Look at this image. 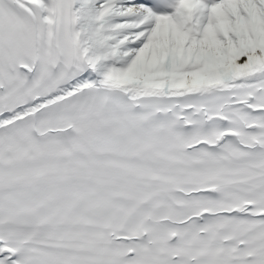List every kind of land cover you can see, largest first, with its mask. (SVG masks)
Wrapping results in <instances>:
<instances>
[{
  "label": "snow or ice",
  "instance_id": "6c2138e0",
  "mask_svg": "<svg viewBox=\"0 0 264 264\" xmlns=\"http://www.w3.org/2000/svg\"><path fill=\"white\" fill-rule=\"evenodd\" d=\"M0 264H264V0H0Z\"/></svg>",
  "mask_w": 264,
  "mask_h": 264
}]
</instances>
